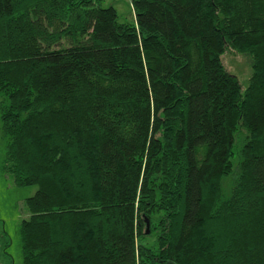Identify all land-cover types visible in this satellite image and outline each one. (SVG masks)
<instances>
[{"label":"trees","instance_id":"obj_1","mask_svg":"<svg viewBox=\"0 0 264 264\" xmlns=\"http://www.w3.org/2000/svg\"><path fill=\"white\" fill-rule=\"evenodd\" d=\"M101 2L0 0L22 264H264V0H131L134 23Z\"/></svg>","mask_w":264,"mask_h":264},{"label":"rangeland","instance_id":"obj_2","mask_svg":"<svg viewBox=\"0 0 264 264\" xmlns=\"http://www.w3.org/2000/svg\"><path fill=\"white\" fill-rule=\"evenodd\" d=\"M103 7L112 6L118 15L120 22L134 23L131 0H102ZM251 55L234 48H228L221 55V62L229 73L234 75L244 89L252 74ZM1 101V98H0ZM1 126V122H0ZM247 136L246 131L239 126L235 134L233 156L231 158V172L221 178V190L223 195L229 194L232 188L233 178L240 160L239 149ZM7 138L2 134L0 127V228L4 229L10 239L7 252L12 258V264H22L21 244L18 235L19 223L29 216V210L25 204L26 198L36 191L35 185L16 186L12 176L4 171L3 161ZM6 258L0 259V264H7Z\"/></svg>","mask_w":264,"mask_h":264}]
</instances>
